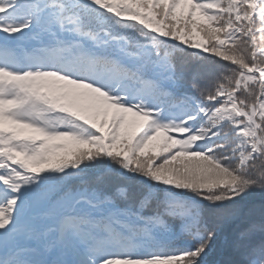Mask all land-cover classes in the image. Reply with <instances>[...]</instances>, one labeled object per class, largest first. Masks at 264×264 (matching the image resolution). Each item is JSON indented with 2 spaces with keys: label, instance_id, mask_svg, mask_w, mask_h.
Listing matches in <instances>:
<instances>
[{
  "label": "snow or ice",
  "instance_id": "1",
  "mask_svg": "<svg viewBox=\"0 0 264 264\" xmlns=\"http://www.w3.org/2000/svg\"><path fill=\"white\" fill-rule=\"evenodd\" d=\"M0 264H264V0H0Z\"/></svg>",
  "mask_w": 264,
  "mask_h": 264
}]
</instances>
